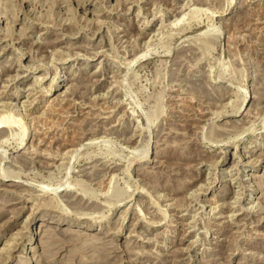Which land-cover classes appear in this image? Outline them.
<instances>
[{"label":"rangeland","instance_id":"rangeland-1","mask_svg":"<svg viewBox=\"0 0 264 264\" xmlns=\"http://www.w3.org/2000/svg\"><path fill=\"white\" fill-rule=\"evenodd\" d=\"M4 125L0 264H264V0H0Z\"/></svg>","mask_w":264,"mask_h":264},{"label":"bare ground","instance_id":"bare-ground-1","mask_svg":"<svg viewBox=\"0 0 264 264\" xmlns=\"http://www.w3.org/2000/svg\"><path fill=\"white\" fill-rule=\"evenodd\" d=\"M84 3L86 4V2H84ZM6 128H7L6 125H4V126L2 127L1 132H0L1 135L6 133V132H5V131H7ZM7 129H8V128H7ZM1 135H0V136H1ZM2 136H3V135H2ZM2 136H1V137H2ZM0 182H1V180H0ZM14 184H15V183H14ZM15 185H16V184H15Z\"/></svg>","mask_w":264,"mask_h":264}]
</instances>
